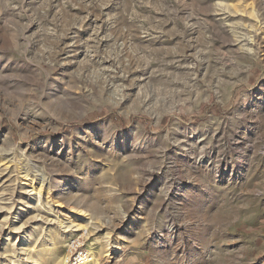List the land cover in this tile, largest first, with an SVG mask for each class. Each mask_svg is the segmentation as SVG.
<instances>
[{
  "label": "rangeland",
  "instance_id": "rangeland-1",
  "mask_svg": "<svg viewBox=\"0 0 264 264\" xmlns=\"http://www.w3.org/2000/svg\"><path fill=\"white\" fill-rule=\"evenodd\" d=\"M67 262L264 264V0H0V264Z\"/></svg>",
  "mask_w": 264,
  "mask_h": 264
},
{
  "label": "built area",
  "instance_id": "built-area-1",
  "mask_svg": "<svg viewBox=\"0 0 264 264\" xmlns=\"http://www.w3.org/2000/svg\"><path fill=\"white\" fill-rule=\"evenodd\" d=\"M69 258H70V257H69ZM70 261H71V259H69V260H68V262H70ZM68 262H67V264H68ZM74 264H77V262H76V263H74Z\"/></svg>",
  "mask_w": 264,
  "mask_h": 264
}]
</instances>
